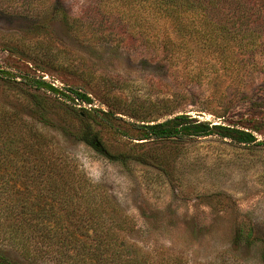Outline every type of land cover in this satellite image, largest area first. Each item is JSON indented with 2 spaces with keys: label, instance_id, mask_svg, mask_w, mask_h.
<instances>
[{
  "label": "rangeland",
  "instance_id": "rangeland-1",
  "mask_svg": "<svg viewBox=\"0 0 264 264\" xmlns=\"http://www.w3.org/2000/svg\"><path fill=\"white\" fill-rule=\"evenodd\" d=\"M153 2L0 0V129L4 119L19 120L20 131L39 134V190L29 196L39 193L46 210L63 213L62 198L81 226H122L125 242L156 260L264 264L258 246L235 242L241 231L264 237V144L216 135L132 138L139 123L180 113L212 124L252 117L264 133V68L255 70L248 52L233 45L219 56L191 43L188 55L171 58L170 39L186 40L173 36ZM43 75L58 93L33 86ZM59 88L72 92L62 96ZM74 90L104 109L81 111ZM5 153L2 147L0 226H12L20 218L6 210L18 207L12 172L33 176L38 165L9 162ZM0 254L9 264H63L28 258L3 235Z\"/></svg>",
  "mask_w": 264,
  "mask_h": 264
},
{
  "label": "trees",
  "instance_id": "trees-1",
  "mask_svg": "<svg viewBox=\"0 0 264 264\" xmlns=\"http://www.w3.org/2000/svg\"><path fill=\"white\" fill-rule=\"evenodd\" d=\"M153 1L157 11L165 12L170 20L173 36L189 40V43L186 41L176 43L170 39L166 50L170 51L171 58L178 57L174 56V53L180 55L185 52L188 55L192 50L191 43L200 42L201 44H197L201 48L209 45L219 56L224 54L227 47L233 45L238 48L243 47V50L248 52L255 70L264 68V63L258 60L259 56L264 54V0ZM18 75L20 74H16L15 77L20 78ZM32 84L35 88L46 87L56 93L59 91L45 80L35 78ZM66 90L72 92L71 89ZM73 92L79 96L78 98L90 101L87 94L76 90ZM60 94L69 97V94L62 90ZM81 109H83L81 111L92 110ZM4 120L7 128L0 129V152L2 147L6 151L3 158L9 162L14 160L34 162L33 168L38 165L36 175L33 176L24 169L20 172L16 170L12 172L16 180L19 175L24 177L21 182L16 183L15 180L11 185L12 192L17 195L13 205L18 207L11 206L6 209L9 215L14 217L18 214L20 218L18 221H13L12 226H0V235L6 237L12 247L19 248L28 258L53 259L63 264H185L180 258L171 256L156 260L140 248L126 243L122 226H117L116 229L114 226H104V228L81 226L77 209L66 208L62 198L57 201L59 206L64 207L63 213H58L52 208L46 210L44 205L41 206L39 193L29 196L33 189L39 190V146L33 144V142L39 143V134L33 131H20L18 127L22 123L19 120H14L16 122ZM247 120L249 121L246 122ZM260 123L261 120L256 122V119L249 117L239 122L225 121L212 124L209 121L193 119L186 113H180L162 121L139 123L137 126L139 136L132 138L147 142L216 135L243 145L255 142L264 144V138L258 140L257 137V134L264 136ZM83 139L90 141L86 136H83ZM45 183L53 182L49 179ZM45 185L43 188L46 187L49 192L50 186ZM0 189V193L7 192L3 184H0ZM20 189H24L23 193H27L25 196L30 199L20 196ZM74 193L77 194L78 191L74 190ZM235 242L247 249L258 246L260 258L264 261V237L252 231L245 234L241 231L236 234ZM258 243L260 244L257 245ZM0 264H9L4 254H0Z\"/></svg>",
  "mask_w": 264,
  "mask_h": 264
},
{
  "label": "built area",
  "instance_id": "built-area-1",
  "mask_svg": "<svg viewBox=\"0 0 264 264\" xmlns=\"http://www.w3.org/2000/svg\"><path fill=\"white\" fill-rule=\"evenodd\" d=\"M41 79L46 80V81H48L51 85L57 87V84H55V82L49 80V78H48L47 75H43V76H41ZM59 89L61 90V88H59ZM63 91L68 93L67 90H63ZM75 97H76V96H75ZM76 101H77V106L80 107V108H84V109H88V110H90V109H92V108H102V109H104V106H102V105H98V104H97L96 102H94V101H85V100L80 99V98H79V100H78V97L75 98V102H76Z\"/></svg>",
  "mask_w": 264,
  "mask_h": 264
}]
</instances>
